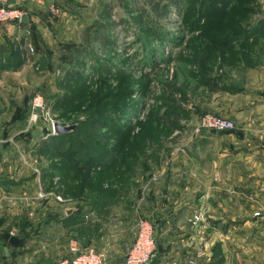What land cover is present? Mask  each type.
Here are the masks:
<instances>
[{
	"label": "crops",
	"instance_id": "obj_1",
	"mask_svg": "<svg viewBox=\"0 0 264 264\" xmlns=\"http://www.w3.org/2000/svg\"><path fill=\"white\" fill-rule=\"evenodd\" d=\"M100 1L9 0L8 7L22 10L29 24L0 26V58H8L13 45L25 53V58H74L79 46L94 44L95 22L105 4L113 0ZM52 6H57L60 13L54 14ZM69 46L72 49L65 52ZM260 59L252 67L229 66L230 91H218L208 109L234 119L236 132L191 137L187 144L173 148L163 167L156 170V181L140 168H119L122 174L128 172L124 187L103 183L105 190L112 185L118 191L117 200L97 204L95 184L85 193L79 189L65 196L72 203L65 204L61 211L79 208L70 223L64 221L66 214L46 217V211H54L52 207L57 204L53 190L61 176L51 178L44 172L46 159L36 153L45 139L39 132L43 127L28 123L31 92L38 87L30 68L37 59L26 62L21 70L3 71L0 245L9 255L2 254L0 264H7L20 245L13 246L10 240L18 238L13 229L25 222L22 213L28 211L29 215L37 207L44 216L37 222L45 233L54 235L60 247L65 248L67 241H78L113 256L109 264H123L136 238L137 219L146 215L155 221L158 242L151 264H264V58ZM95 178L92 172V180ZM39 192L46 197L39 200ZM199 212H203V218L193 224ZM69 247L70 243L67 253L63 252L65 258L70 254Z\"/></svg>",
	"mask_w": 264,
	"mask_h": 264
},
{
	"label": "rangeland",
	"instance_id": "obj_2",
	"mask_svg": "<svg viewBox=\"0 0 264 264\" xmlns=\"http://www.w3.org/2000/svg\"><path fill=\"white\" fill-rule=\"evenodd\" d=\"M184 1L187 8L172 6L167 16L159 18L152 4L159 3L162 7L170 4L169 0H113L116 6L113 21L125 18L130 25L127 29L123 24L114 28L116 46L104 48L92 44L89 48L93 56L116 70H130L129 75L99 77L91 67H84L86 75L95 74V77L86 83L79 82L77 88L72 85L71 88H76L73 93L78 90V97L70 106H64L59 105L58 97L66 91L61 82L65 70L73 66V58H26V62L37 59L30 68L38 86L31 92V100L44 96L48 113L56 123L78 125V130L70 135L76 145L102 146L96 139L88 138L92 129L82 131L87 122L91 126L103 121L108 124L109 114L123 118L124 128L108 124L110 126L100 131L115 128L117 139L109 146L120 144L124 153H138L136 164L131 168L149 172L151 179L166 163L167 154L187 144L200 118L211 113L208 109L215 103V94L222 89L230 90L231 58H264V35L252 39L244 35L246 30L264 21V0H192L190 4ZM144 11L149 13L153 30L162 38L143 32L141 26L132 22L133 16ZM242 36L245 39L239 40ZM237 39L239 41H235ZM71 49L69 46L64 51ZM152 58L155 60L151 63ZM30 114L31 110L28 123ZM37 124L43 127V131H38L44 138L54 135L50 125ZM50 161L46 159V165ZM57 162L66 165L64 158ZM60 187L57 180L53 193ZM55 204L54 211L50 212L51 208L46 211V217L65 214L61 211L65 205ZM30 213L29 216L28 211H24L21 216L26 218H23L25 222L12 230L24 241L13 250L14 256L7 264H57L65 258L70 241L65 248L60 247L54 235L45 233L41 222H37L38 217L40 221L44 217L41 209L34 208ZM142 217L152 219L149 215ZM3 257L0 254V258ZM107 260L108 264L113 263V256L107 255Z\"/></svg>",
	"mask_w": 264,
	"mask_h": 264
},
{
	"label": "trees",
	"instance_id": "obj_3",
	"mask_svg": "<svg viewBox=\"0 0 264 264\" xmlns=\"http://www.w3.org/2000/svg\"><path fill=\"white\" fill-rule=\"evenodd\" d=\"M170 4L163 5L160 7V4H152L154 10L157 13V17L163 18L169 14V8L172 6L187 8L184 0H169ZM189 4L192 0H188ZM206 3V2H205ZM204 7V5H203ZM202 7V8H203ZM204 9V8H203ZM115 5L113 2L106 3L101 14L100 18L95 22V30L93 34L94 44H99L104 48H110L117 45L116 40H114L113 30L117 26L124 25L125 29L128 28L130 23L124 19H121L118 22L113 21L114 18ZM142 11V10H141ZM132 22L136 25L142 27L143 32L148 33L149 35H156L158 38H162L158 31H154L150 23V15L147 11L141 12L140 14L133 16ZM252 36H248L247 34ZM243 35V34H241ZM246 39H252L254 37H259L264 35V21L262 20L253 28L246 30L244 32ZM241 37L239 40L245 39ZM238 39L235 41H239ZM8 58H0V74L3 71H18L26 63L25 53L14 45L8 51ZM232 64L231 67H239L243 65L246 66H256L261 61L260 58H231ZM152 60V61H151ZM149 62H153L155 59H151ZM82 67V68H81ZM84 67H91L94 73H97L99 77H127L129 71H124L122 69H115L110 64L102 62L100 58H97L92 55L91 50L87 46H79L74 52L73 66L65 70L63 81L61 85L66 91L63 95H59L58 103L59 105L70 106L73 104L78 97L76 90L74 89L79 87L77 84L79 82L86 83L89 82L92 77H95V74L86 75L84 72ZM115 69V70H113ZM75 86L76 88H71ZM227 90V89H225ZM230 91V90H228ZM110 125L107 122H99L97 126H91L89 122L84 124L82 131L91 132L88 134V138L96 139L97 144L102 146H94V144H74L70 139V135H50L48 138H45L40 141L39 145L36 148V153L39 156H43L45 159L50 161V164L45 168L44 172L49 177L61 176L60 185L61 192L64 196H67L71 193H78L79 189L82 190V193L86 192V188L93 186L94 191L99 195L97 204L101 205L103 203H108L118 198V191L113 189V186H109L108 189H104L103 183H118L119 185H124L128 182L126 174L120 172L119 168L131 170V165H135V160L138 158V153L136 152H126L124 153L123 149L117 146H109V143L115 142L117 137L114 132L115 128H110L114 130H109L107 132H101L100 130L103 127H114L118 126L119 128L125 126L124 119L119 118L117 115H108ZM123 119V120H122ZM76 130H78V125ZM75 130V131H76ZM74 131V132H75ZM112 131V132H110ZM71 140V142H70ZM69 142V144H68ZM94 143V142H92ZM116 147V148H115ZM64 158L66 165H63L57 160ZM128 159V161H127ZM116 168V170H114ZM92 172L96 176L95 180H92ZM120 186V188H122ZM98 190V191H97ZM83 195V194H82ZM100 201V203H99ZM79 211V208H76V211L70 216H66L64 219L65 222L70 223L74 218L75 214ZM24 241V240H23ZM21 245V244H20Z\"/></svg>",
	"mask_w": 264,
	"mask_h": 264
},
{
	"label": "built area",
	"instance_id": "obj_4",
	"mask_svg": "<svg viewBox=\"0 0 264 264\" xmlns=\"http://www.w3.org/2000/svg\"><path fill=\"white\" fill-rule=\"evenodd\" d=\"M9 0H0V26L9 23H20L24 18V12L20 9L8 7ZM51 11L54 14H59L60 10L57 6H52ZM33 51V49H30ZM42 122L45 125H50L54 133V124L56 120L48 113V104L42 95L34 97L31 106V114L29 118L30 125ZM213 130L216 132H236L238 130L237 122L231 118H225L213 113H207L202 116L194 128L191 137L194 139L202 137L204 134H209ZM51 132V131H50ZM158 175L154 174L151 181H156ZM62 187V186H61ZM61 187L53 196L60 204L72 203L66 198ZM43 192H39L38 198H45ZM203 212H199L194 216L193 224L199 223L203 218ZM259 213L256 214L258 216ZM158 250V242L156 237V224L153 219L148 217H140L137 221L136 238L133 245L129 249L123 264H151ZM69 256L61 259L57 264H108L107 256L102 252L84 247L78 241H71L69 247ZM0 254L9 255L8 249L0 246Z\"/></svg>",
	"mask_w": 264,
	"mask_h": 264
},
{
	"label": "water",
	"instance_id": "obj_5",
	"mask_svg": "<svg viewBox=\"0 0 264 264\" xmlns=\"http://www.w3.org/2000/svg\"><path fill=\"white\" fill-rule=\"evenodd\" d=\"M22 23L25 24H29V20L28 17H24L21 20ZM77 128L76 124L73 125H62L61 123H55L54 124V135H68L71 134L72 132H74ZM211 133L216 134L217 132L215 130H213ZM239 135L242 136V134L239 133ZM76 211V209L74 208H68L65 211L66 216H70L71 214H73ZM23 242V240L16 238V237H12L10 240V243L13 246H17L19 244H21Z\"/></svg>",
	"mask_w": 264,
	"mask_h": 264
}]
</instances>
